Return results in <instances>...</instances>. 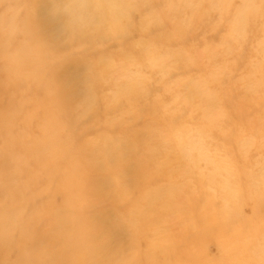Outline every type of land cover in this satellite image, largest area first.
<instances>
[{
	"label": "rangeland",
	"instance_id": "rangeland-1",
	"mask_svg": "<svg viewBox=\"0 0 264 264\" xmlns=\"http://www.w3.org/2000/svg\"><path fill=\"white\" fill-rule=\"evenodd\" d=\"M240 2L124 0L62 41L50 0H0L31 49L0 48V264H264V5L237 36Z\"/></svg>",
	"mask_w": 264,
	"mask_h": 264
},
{
	"label": "clouds",
	"instance_id": "clouds-1",
	"mask_svg": "<svg viewBox=\"0 0 264 264\" xmlns=\"http://www.w3.org/2000/svg\"><path fill=\"white\" fill-rule=\"evenodd\" d=\"M259 4L264 5V0H259ZM257 7L255 0H241L238 5L233 3L234 11L228 23L235 35H243ZM125 8L124 0H50L48 14L57 23L62 41L77 40L97 36L115 27L122 20ZM19 23L11 11L0 13V48L7 46L12 50L10 59L13 63L22 55L31 54L28 42L20 38ZM252 142V138L245 141L246 144Z\"/></svg>",
	"mask_w": 264,
	"mask_h": 264
}]
</instances>
